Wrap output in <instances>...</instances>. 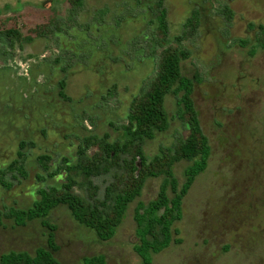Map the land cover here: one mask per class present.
Wrapping results in <instances>:
<instances>
[{
  "label": "rangeland",
  "instance_id": "1",
  "mask_svg": "<svg viewBox=\"0 0 264 264\" xmlns=\"http://www.w3.org/2000/svg\"><path fill=\"white\" fill-rule=\"evenodd\" d=\"M85 1L80 14L82 19L91 20V32L98 25L106 28L100 41L121 34L130 43L136 28H140L138 33L145 30L151 39L156 34L148 16L138 17L131 24L126 12V5L134 9L145 0ZM229 1L164 0L172 39L182 34L184 23L195 7L200 12L204 9L205 16L196 37L183 43L191 56L183 62L182 72L187 78L199 80L193 100L212 154L206 171L196 178L184 199L183 218L175 225L181 243L155 255L152 264H264V199L252 202L255 194H264V191L253 184L246 165L250 159L245 153L258 138L246 135L242 121L259 111L264 98L255 80L258 72L264 71V49L254 45L263 31L246 35L248 24L254 28L262 20L264 23V0ZM58 2L60 0H0V26L9 24L26 35L29 28L45 23L58 12L63 17L68 16V3L59 5ZM227 3L233 13L229 20L222 11ZM108 13L111 17L106 18ZM140 13V8H136L132 14ZM105 21L110 26L106 27ZM80 31L77 28L72 31L78 36L71 42L73 47L81 48L83 43L90 42L86 29ZM240 40L248 44H243L242 48ZM116 50L119 54L126 47ZM151 51L147 49L146 55H151ZM57 52L55 42L49 38H36L24 48L18 46L9 51L0 46V259L10 252L34 255L38 249L48 248L49 229L39 220L27 223L22 213L32 210L40 201V191L62 187L65 174L64 171L58 174L59 165L64 158L76 163L84 137L123 140V133L117 129L126 123L135 95L154 71L148 59H142V64L133 60V68L127 71L120 65L107 64L104 69L100 67L104 71L102 76L108 69L112 73L109 81L105 77L103 82L84 66L77 65L75 74L68 79L67 94L73 100L70 103L58 95L57 82L63 77L60 72L43 67L46 77L38 73L32 78L33 70H38ZM102 60L100 55L91 65L97 66ZM244 71L249 72L255 82L241 92L243 81L238 79ZM45 81L48 82L46 89L38 93L37 85ZM114 84L117 87L113 94L106 96L104 86L112 88ZM165 105L170 126L154 140L147 141L145 152L149 157L189 135L177 118L176 97L169 95ZM89 118L91 122L84 120ZM21 143L27 144L23 149L22 170L9 172L8 167L19 159ZM42 155L53 158L49 172L56 174L54 177H49L41 168ZM190 165L183 161L174 167V175L181 185ZM109 180V177L99 178L95 184L103 191ZM162 184L163 178L146 183L141 198L130 205L115 237L108 242L99 240L94 231L75 221L67 206L53 209L50 221L56 227L58 251L54 255L58 264H84L85 258L97 255H104L108 264H143L134 250L138 244L135 210L140 202L148 204L155 200ZM78 191L85 194L83 190Z\"/></svg>",
  "mask_w": 264,
  "mask_h": 264
},
{
  "label": "trees",
  "instance_id": "2",
  "mask_svg": "<svg viewBox=\"0 0 264 264\" xmlns=\"http://www.w3.org/2000/svg\"><path fill=\"white\" fill-rule=\"evenodd\" d=\"M63 2L69 5L67 17L58 12L45 23L29 28L26 35L21 29L9 24L0 26V46L7 51L18 46L24 48L25 44L32 43L36 38H49L55 42L58 52L52 55V61L46 60L38 70H33V79L38 73L46 77L43 67L60 72L63 77L57 82L58 95L63 101L72 103L73 100L67 94L68 79L75 74L77 65L84 66L103 82L105 77L108 81L110 79L111 71L105 70L106 73L102 76L104 71L100 68H106L107 64L114 67L120 65L127 71L133 68V60L142 64V59H148L154 66V71L144 80L140 91L135 95L126 116V123L117 129L123 133V140L84 137L77 151L76 163L72 164L64 158L62 165H59L58 174L62 171L65 174L62 187H50L40 191V201L32 210L22 213L27 223L39 220L49 229L48 248H40L34 255L28 252H10L1 257L0 264H58L54 255L58 251L53 233L55 227L45 218L60 205L67 206L75 221L94 231L99 240H112L130 205L141 198L146 183L150 179L163 178L158 197L148 204L140 202L134 215L138 237L134 250L143 264H152L155 255L164 252L173 244L181 243L177 238L179 231L175 225L183 218L184 199L196 178L206 171L212 154L210 141L203 132L193 100L195 85L199 80L196 77L187 78L182 72L183 62L191 56L183 43L196 37L200 28L199 15L193 14L184 23L182 34L172 39L164 0H145L142 6H136L141 10L140 15L133 16L136 8L132 9L128 5L126 12L130 16L131 24L138 17L148 16L149 23L154 26L152 31L156 30L152 39L145 30L138 33L140 28H136L130 43L121 34L110 37L108 41H100L103 29L106 28L102 29L98 25L91 32V20L81 18L80 10L86 1L60 0L58 3L60 5ZM225 10L230 13L228 17L231 18L232 13L227 6ZM0 13L1 16L2 12ZM144 13L147 15H143ZM108 17H111L109 13L106 18ZM121 21L124 23L125 20L121 18ZM104 23L106 27L110 26L108 22ZM75 28L80 29V32L86 29L89 35L90 42L86 41L81 48L71 44L78 37L72 34ZM124 45L126 50L118 54L116 49ZM85 47L89 49L86 50ZM147 49H152L149 56L145 53ZM100 55L103 56L101 64L92 66V61ZM47 84L45 81L43 85H37L40 87L37 92L45 90ZM116 87V84L112 88L104 86L106 96H111ZM169 95L176 97L179 107L177 118L189 135L187 138H179L172 147L163 148L159 154L149 157L145 152L147 141L154 140L157 134L166 132L170 126L171 119L165 105ZM84 120L91 122L92 119ZM26 146L25 143L21 144L19 159L8 167L9 172L22 170L21 163L25 158L23 149ZM183 161L191 165L186 169L185 181L181 185L174 175V167ZM52 162L53 158L49 155L39 158V164L49 177L56 175L49 172ZM103 177H109L110 180L102 191L95 184V180ZM78 190H83L85 194ZM84 264L108 262L104 255H97L85 258Z\"/></svg>",
  "mask_w": 264,
  "mask_h": 264
},
{
  "label": "flooded vegetation",
  "instance_id": "3",
  "mask_svg": "<svg viewBox=\"0 0 264 264\" xmlns=\"http://www.w3.org/2000/svg\"><path fill=\"white\" fill-rule=\"evenodd\" d=\"M229 2H231V0ZM200 5L201 4L199 3L198 6H200ZM226 6L228 7V9L232 13V10H231V8H230L228 3H227ZM203 10L204 9H202V11L200 12L199 9H197V7H195L193 9V12L191 13V16L193 14H195V13L199 15L200 27H201V25L203 23V18H204L203 17V15H204V11ZM222 11H223L224 16L228 20L233 17V13H232L231 18L228 17L230 15V13H227V11L225 10V6L222 9ZM191 16L189 18H191ZM189 18H187V20ZM262 31H263V34L262 35L260 34V37H257V41H256V43H254V45H258V46H256V48L264 49L263 47H261V46L264 45V23H263V20H262L261 23H258L256 25H254V28H252L250 26V24H248L247 30H246V35L247 36H251L252 32L260 33ZM240 41L242 43V46L240 45L242 48H243V44L244 45L248 44L244 40H240ZM252 42H253V40L250 41V44H253ZM258 73H259V76L256 77L255 80L260 85V89H261V91L264 94V71H259ZM238 80H242L243 81L242 84H241V88H240L241 92L244 91V90L246 91L249 88V86H251L252 83L255 82V80H253L252 75L249 72H247V71H244V73H241V75L239 76ZM242 121L244 123L246 135L252 136L251 138H253V137L254 138H258V140L255 141L254 146H252L251 148H248L246 150V152H245V153H247V158L250 159L249 163L246 164V165L249 166L250 176H251V180H252L253 184L255 186H257L258 189H259V186H260L261 190L264 191L263 190V188H264V98L263 97L261 99L259 111L256 114H251L249 116L247 115ZM21 144H24V143H21ZM21 144H20V148H21ZM261 193H259L258 195L255 194V197L253 198L252 202L262 201L264 199V194H261ZM51 212L46 217V218H48V222L50 224H51V221H50ZM255 215H256V218H257L258 213L255 214ZM52 226H54V225H52ZM44 227H46V226H44ZM258 228L261 229V226H259ZM55 230H56V227H55ZM55 230L53 231L54 235H55ZM55 240H56V235H55Z\"/></svg>",
  "mask_w": 264,
  "mask_h": 264
}]
</instances>
